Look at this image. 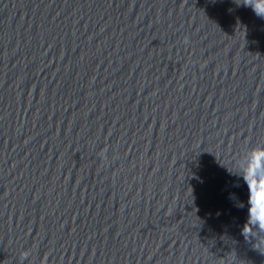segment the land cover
<instances>
[{
    "label": "water",
    "instance_id": "95a60500",
    "mask_svg": "<svg viewBox=\"0 0 264 264\" xmlns=\"http://www.w3.org/2000/svg\"><path fill=\"white\" fill-rule=\"evenodd\" d=\"M247 3L0 0V264H264Z\"/></svg>",
    "mask_w": 264,
    "mask_h": 264
},
{
    "label": "clouds",
    "instance_id": "9594fccd",
    "mask_svg": "<svg viewBox=\"0 0 264 264\" xmlns=\"http://www.w3.org/2000/svg\"><path fill=\"white\" fill-rule=\"evenodd\" d=\"M245 6L250 7L258 17L264 18V0H248ZM236 175L242 177L247 184V223L243 231L246 225L264 230V156L254 158L250 154L239 166ZM249 185H251V191H249ZM231 199L236 202L237 207H245L235 195Z\"/></svg>",
    "mask_w": 264,
    "mask_h": 264
}]
</instances>
